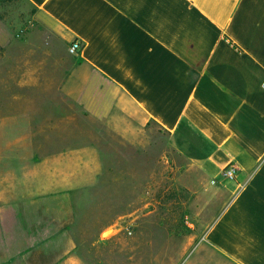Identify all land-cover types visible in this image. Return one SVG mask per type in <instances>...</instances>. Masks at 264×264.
<instances>
[{"label": "crops", "instance_id": "crops-1", "mask_svg": "<svg viewBox=\"0 0 264 264\" xmlns=\"http://www.w3.org/2000/svg\"><path fill=\"white\" fill-rule=\"evenodd\" d=\"M26 1L35 9L29 38L57 71L62 66L58 91L50 94L63 106L53 103L57 114L68 120L67 104L77 109L89 141L92 135L101 148L116 149L120 178L138 175L135 156L127 160L121 149L145 145L143 132L154 128L163 152L182 159L184 173L211 181L217 202L224 199L201 238L215 252L211 263L264 264V0ZM9 38L0 22L3 49ZM73 40L81 43L74 55ZM77 147L48 160L35 151L23 161L35 165L34 174L50 164L69 188L89 173L74 163H96L94 147ZM229 164L233 181L222 177ZM29 195L41 192L34 186ZM21 203L0 205V264L25 257L36 248L31 243L40 246L43 228H53L44 236L50 242L62 233L64 225L50 220L43 227L38 196Z\"/></svg>", "mask_w": 264, "mask_h": 264}, {"label": "rangeland", "instance_id": "rangeland-1", "mask_svg": "<svg viewBox=\"0 0 264 264\" xmlns=\"http://www.w3.org/2000/svg\"><path fill=\"white\" fill-rule=\"evenodd\" d=\"M34 16L26 0H0V22L10 34L6 49L0 46V205L38 196L43 227L47 220L64 227L56 242L44 238L53 228H43L41 245L31 243L35 250L10 264H217L210 259L214 250L201 240L224 200L217 202L208 190L212 182L192 170L184 173L186 166L173 152L164 151L169 161L164 163V141L154 128L143 132L145 145L121 149L127 160L135 156L138 175L131 178L127 171L120 178L116 149L101 148L92 135L89 141L75 107L67 104L68 120L55 111L53 103L63 106L50 94L58 91L62 66L57 71L43 58L44 48L29 38ZM25 141L28 148L19 147ZM87 142L96 163H74L75 171L86 168L89 173L68 182L69 188L53 177L50 164L34 174L35 165L23 161L35 151L43 160L53 152H76ZM147 160L154 162L147 165ZM34 186L40 196L29 195ZM18 189L24 194L18 196Z\"/></svg>", "mask_w": 264, "mask_h": 264}, {"label": "built area", "instance_id": "built-area-1", "mask_svg": "<svg viewBox=\"0 0 264 264\" xmlns=\"http://www.w3.org/2000/svg\"><path fill=\"white\" fill-rule=\"evenodd\" d=\"M81 48V43L78 40H73L69 47L68 51L71 54H77V52ZM263 87H264V81H263ZM235 173H236V168L233 165H227L223 170H222V177L229 181H233L235 179Z\"/></svg>", "mask_w": 264, "mask_h": 264}]
</instances>
